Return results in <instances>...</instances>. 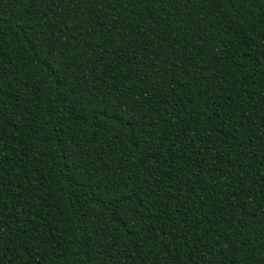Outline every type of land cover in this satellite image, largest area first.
I'll return each mask as SVG.
<instances>
[{"label": "trees", "instance_id": "1", "mask_svg": "<svg viewBox=\"0 0 264 264\" xmlns=\"http://www.w3.org/2000/svg\"><path fill=\"white\" fill-rule=\"evenodd\" d=\"M0 264H264V0H0Z\"/></svg>", "mask_w": 264, "mask_h": 264}]
</instances>
